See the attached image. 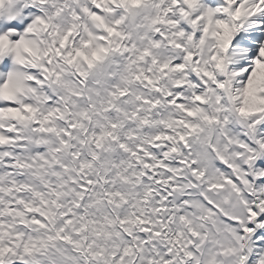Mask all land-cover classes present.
I'll return each mask as SVG.
<instances>
[{"label": "snow or ice", "instance_id": "obj_1", "mask_svg": "<svg viewBox=\"0 0 264 264\" xmlns=\"http://www.w3.org/2000/svg\"><path fill=\"white\" fill-rule=\"evenodd\" d=\"M0 264H264V0H0Z\"/></svg>", "mask_w": 264, "mask_h": 264}]
</instances>
